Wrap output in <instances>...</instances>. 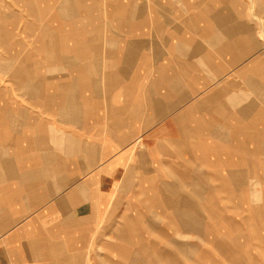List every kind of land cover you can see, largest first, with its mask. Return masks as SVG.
<instances>
[{
    "label": "crops",
    "instance_id": "crops-1",
    "mask_svg": "<svg viewBox=\"0 0 264 264\" xmlns=\"http://www.w3.org/2000/svg\"><path fill=\"white\" fill-rule=\"evenodd\" d=\"M117 5L0 88V264H264V0Z\"/></svg>",
    "mask_w": 264,
    "mask_h": 264
},
{
    "label": "rangeland",
    "instance_id": "rangeland-1",
    "mask_svg": "<svg viewBox=\"0 0 264 264\" xmlns=\"http://www.w3.org/2000/svg\"><path fill=\"white\" fill-rule=\"evenodd\" d=\"M123 1L0 0V88H11L12 68L16 63L57 62V51L62 46L74 45L72 37L78 29L89 31L93 26L92 29L101 31L102 40L108 31V22H96V15H106L109 10L113 12V8L119 12L121 6L117 4ZM146 1L151 3V0ZM87 40L89 38L85 42ZM106 57L107 54L102 53L100 60L105 62ZM36 72L51 73L42 69Z\"/></svg>",
    "mask_w": 264,
    "mask_h": 264
}]
</instances>
